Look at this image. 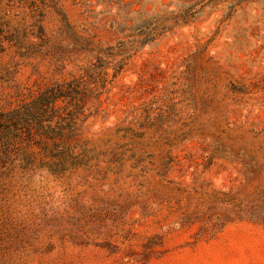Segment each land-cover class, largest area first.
<instances>
[{
	"label": "rangeland",
	"instance_id": "obj_1",
	"mask_svg": "<svg viewBox=\"0 0 264 264\" xmlns=\"http://www.w3.org/2000/svg\"><path fill=\"white\" fill-rule=\"evenodd\" d=\"M84 41L125 44L83 130L108 177L0 153V264H264V225L222 224L208 199L203 219L173 223L192 186L240 196L264 170V0H0V111L75 71ZM168 156L184 194L142 171Z\"/></svg>",
	"mask_w": 264,
	"mask_h": 264
},
{
	"label": "trees",
	"instance_id": "obj_2",
	"mask_svg": "<svg viewBox=\"0 0 264 264\" xmlns=\"http://www.w3.org/2000/svg\"><path fill=\"white\" fill-rule=\"evenodd\" d=\"M84 42L81 48L85 54L75 71L52 79L28 100L0 111V153L7 160L17 162L18 167L45 170L56 176L75 174L95 181L107 179L111 168L100 164H111L113 161L96 160L93 155L98 152L95 147L89 146L83 130H87V118L100 111L102 93L124 65L121 50L125 44L118 42L116 45L100 46L93 45L91 41ZM109 68L113 69L111 74ZM94 159L95 162L92 161ZM174 162V156H168L158 163L151 162L153 167L142 171L152 172L147 180L149 183L155 179V184L168 192L184 194L185 188L180 186V182L166 177ZM250 172L256 185L252 191L242 192L240 196L220 191L199 192L192 186L193 192L187 193L191 195L186 203L190 207H185L173 223L182 226L203 219L200 206L205 205L204 200L208 199L213 206L218 205L220 213H217V218L223 219L222 224L249 219L264 225V170L253 168ZM119 180L121 177H117L115 182ZM110 193L113 192L104 193L99 200L107 202ZM124 195L130 196L129 192L122 190L113 201L126 203ZM164 198L176 197L169 193Z\"/></svg>",
	"mask_w": 264,
	"mask_h": 264
}]
</instances>
